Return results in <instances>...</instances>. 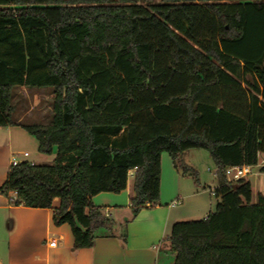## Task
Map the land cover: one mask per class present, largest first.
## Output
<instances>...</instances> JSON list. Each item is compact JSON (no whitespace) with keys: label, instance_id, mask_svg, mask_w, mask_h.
<instances>
[{"label":"trees","instance_id":"trees-1","mask_svg":"<svg viewBox=\"0 0 264 264\" xmlns=\"http://www.w3.org/2000/svg\"><path fill=\"white\" fill-rule=\"evenodd\" d=\"M16 87L53 89L51 122L20 125L56 158L11 165L13 204L58 198L55 224L90 248L116 224L93 196L133 175L137 215L159 203L164 152L199 184L185 154L205 149L216 209L174 224L173 264H264V194L226 174L264 154V0H0V127Z\"/></svg>","mask_w":264,"mask_h":264},{"label":"crops","instance_id":"crops-1","mask_svg":"<svg viewBox=\"0 0 264 264\" xmlns=\"http://www.w3.org/2000/svg\"><path fill=\"white\" fill-rule=\"evenodd\" d=\"M23 120L20 117L15 120L16 125L0 127V187L9 171L5 164L11 163L14 154L23 155L18 158L20 162L40 164L46 160L38 150L37 139L20 125L33 123ZM33 139L37 141L34 150L38 154L25 149L30 144L35 146ZM190 151L186 152L185 161L196 169L190 159ZM50 156L54 161L56 149ZM261 168L258 163L252 166L251 174L244 176L253 185V203L260 192L264 194V172ZM237 178L240 177L229 176L231 180ZM199 180L197 184L190 174L178 171L170 155L164 152L159 203L148 205L133 215V175L127 188L120 193L102 192L93 196V203L106 207L105 213L116 224L111 231L100 229L92 247L80 249L74 247L71 227L54 222V211L60 203L58 198L53 208H32L15 205L12 197L0 193V264H173L175 255L169 236L174 224L206 218L216 209L217 201L213 194L218 186L216 167L210 180L200 173ZM53 240H57L54 247L50 245Z\"/></svg>","mask_w":264,"mask_h":264},{"label":"rangeland","instance_id":"rangeland-1","mask_svg":"<svg viewBox=\"0 0 264 264\" xmlns=\"http://www.w3.org/2000/svg\"><path fill=\"white\" fill-rule=\"evenodd\" d=\"M138 3L147 4L148 1H153L156 3L162 2L163 0H137ZM13 103L15 107L14 118L18 120L20 117H23L22 122L25 123H34L42 122L48 123L53 116V89L52 88H27V87H16L14 89ZM18 140V139H17ZM33 145L26 146L27 151L32 152L36 149L37 141L33 139ZM34 153L38 154L37 150H34ZM190 159L196 165V170L198 174H202L210 180L212 174L215 171V163L211 157L209 151L205 149H191ZM51 154H43L46 156V160L43 162L45 164L53 163V160L50 156ZM23 157V155L18 156ZM12 163L5 164V167L10 169ZM4 165L1 167V169ZM211 170V171H210ZM7 173V172H6ZM6 179V174L5 178ZM14 197V194H12ZM1 258V257H0Z\"/></svg>","mask_w":264,"mask_h":264},{"label":"built area","instance_id":"built-area-1","mask_svg":"<svg viewBox=\"0 0 264 264\" xmlns=\"http://www.w3.org/2000/svg\"><path fill=\"white\" fill-rule=\"evenodd\" d=\"M11 163H12V165H16V164L20 163L18 156L16 154H14L12 156ZM259 164L261 166H264V159L260 160ZM251 173H252V166L251 165L232 166L226 170V174L228 175V177L231 175L234 177H244V176H247ZM14 199H15V197L11 198L12 201H14ZM175 203H178V201H176ZM50 245L52 247L56 246L57 240L51 241Z\"/></svg>","mask_w":264,"mask_h":264}]
</instances>
